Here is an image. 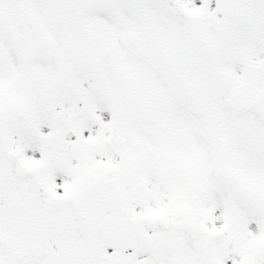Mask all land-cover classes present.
Returning <instances> with one entry per match:
<instances>
[{"label":"snow or ice","instance_id":"6c2138e0","mask_svg":"<svg viewBox=\"0 0 264 264\" xmlns=\"http://www.w3.org/2000/svg\"><path fill=\"white\" fill-rule=\"evenodd\" d=\"M0 264H264V0H0Z\"/></svg>","mask_w":264,"mask_h":264}]
</instances>
